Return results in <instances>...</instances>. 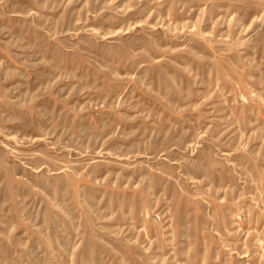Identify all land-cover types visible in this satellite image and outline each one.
Returning <instances> with one entry per match:
<instances>
[{"label": "rangeland", "instance_id": "obj_1", "mask_svg": "<svg viewBox=\"0 0 264 264\" xmlns=\"http://www.w3.org/2000/svg\"><path fill=\"white\" fill-rule=\"evenodd\" d=\"M0 264H264V0H0Z\"/></svg>", "mask_w": 264, "mask_h": 264}]
</instances>
